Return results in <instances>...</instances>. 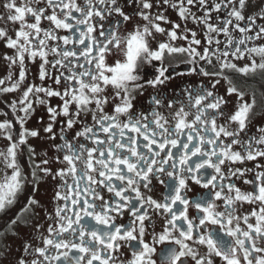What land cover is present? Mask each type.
<instances>
[{"label": "snow or ice", "instance_id": "snow-or-ice-1", "mask_svg": "<svg viewBox=\"0 0 264 264\" xmlns=\"http://www.w3.org/2000/svg\"><path fill=\"white\" fill-rule=\"evenodd\" d=\"M129 6L132 12L126 13L124 8ZM2 7L6 11L0 14V21L18 23L19 27L15 38L7 28H0V41L13 53L3 54L6 73L0 77V95H19L0 100V105L6 104L10 109H0L6 117L0 121V138L9 142L0 150V214L6 215L27 189L32 195L0 231V261L13 264L8 260V237L19 238L17 227L28 223L24 215L42 207L35 193L51 177L60 181L54 195L57 205L54 217L46 209L45 215L57 226L50 223L49 235H39L42 247L23 244L24 253L36 256L30 264H157L154 254L158 255L159 264H186L189 258L194 264H215L214 258L222 264H264V165L235 167L255 162L258 157L264 159V127L258 129V135L242 136L254 115L255 96L251 103L244 101L245 94L224 75L225 70L244 75L264 71V44L248 46L249 41L264 39V24L258 31L254 27L258 19L264 20V0H125L123 6L120 0H21L19 4L17 0H4ZM248 7L256 11L246 16ZM167 8L185 21L183 27L169 20ZM193 8L202 10V14ZM133 17H139V21L133 30L122 34L120 26L132 22ZM189 20L204 26V42L197 31L187 27ZM42 21H47L48 27H42ZM105 22L110 25L107 29ZM165 24L170 27L162 26ZM58 29L72 35L57 36ZM237 32L238 36L233 35ZM253 32L254 35L249 34ZM221 33L224 41L218 39ZM177 54L187 57L182 61L190 66L186 72L177 71ZM110 55L116 57L113 63L108 62ZM230 57L251 62L239 67ZM255 57L260 58L259 63ZM26 58L33 62L39 59L35 78L39 83L35 79L28 81ZM146 67L153 69L147 79ZM186 74L209 78L211 89L220 83L216 78H222L228 85L226 95L235 94L243 102L225 116L224 109L229 104L225 96L203 85L184 89L190 103L195 92L191 106L196 111L191 114L181 104L170 124L169 118L157 110L164 103L161 89L174 76ZM145 87L156 93L152 96V111L148 115L136 114L135 93ZM108 88L112 89L111 95L107 94ZM51 98H58L60 103L51 104ZM174 103L169 100L167 107L171 109ZM109 104L113 105L111 112L106 110ZM34 105L45 107L48 114L42 130L26 126L36 111ZM190 115L194 118L188 120ZM89 116L92 124L87 123ZM219 118H225L226 123L218 124ZM78 124L82 128L69 140V130ZM232 124L237 127L229 130ZM56 125L58 133L54 131ZM41 131L54 142V160L66 167L50 168L46 153L36 162L38 153L28 145V139L41 138ZM100 133L105 134L104 139ZM57 139L61 143H55ZM81 139L91 141L93 146L81 143ZM25 145L32 161L30 176L23 174L19 163ZM161 153L164 156L157 160ZM165 172L171 182L166 185L164 202L142 196L140 185L150 189L152 178ZM246 174H252V179L243 180L252 186L250 191L242 190L231 179L239 180ZM68 176L73 178L75 187L67 183ZM114 178L120 184H115ZM188 179L208 189L207 194L190 202L184 192ZM60 188L74 191L71 209L69 195H62ZM104 189L114 194L111 203L101 194ZM129 191L135 193L134 198L127 194ZM190 203L197 212L192 218L188 215ZM243 204L252 206L251 210L241 211L237 206ZM98 207L100 211L96 210ZM148 208L170 217L159 234L153 228L151 244L144 239L145 221L151 224ZM125 209L131 216L129 224H116L110 213L122 215ZM69 211L72 215L67 214ZM209 224L213 226L211 230H200ZM40 227L36 225L37 229ZM121 242L132 249L131 259L126 262H118L114 255ZM160 244L166 246L157 254L155 245ZM193 245L204 246L206 252L201 254ZM15 264L29 261L21 256Z\"/></svg>", "mask_w": 264, "mask_h": 264}, {"label": "flooded vegetation", "instance_id": "flooded-vegetation-1", "mask_svg": "<svg viewBox=\"0 0 264 264\" xmlns=\"http://www.w3.org/2000/svg\"><path fill=\"white\" fill-rule=\"evenodd\" d=\"M21 2V0H17V3L19 4ZM78 3H82L83 0H77ZM121 5H124L125 0H120ZM153 3H155V0H153ZM166 7V6H165ZM126 13H131L132 12V8L131 6L129 7H125L124 8ZM156 9H154L155 11ZM194 12H197L198 15L202 14V10H197L196 8H193ZM256 11V9L252 8V7H248L245 15H250L253 14ZM165 14L168 16L169 20L176 22V23H180L182 25V27L185 25V21L180 20L178 17V14L175 10L171 9V8H167ZM77 16L79 14H76ZM221 18H223L224 13H220ZM213 17V22L216 20V14L213 13L212 14ZM98 19V18H97ZM139 21V17H133V21L132 22H124L121 26H120V32L126 33L128 31L133 30L134 26H135V22ZM94 24L97 22L96 19H94L92 21ZM74 23V21H73ZM142 23V21H141ZM264 24V20H260L258 19L256 21V25L255 27V31L259 30V26ZM244 25V22H241V26ZM42 27H48V22L47 21H42ZM165 27H170V25H162ZM19 24L16 23L14 24V35L13 38H15V30L18 29ZM83 27V26H81ZM110 25L107 24V22H105V28H109ZM187 27L190 29H193L195 31H197L198 33V38L202 39V42H204V31H202V29H204L203 25H197L195 23H193L191 20L187 21ZM231 29V25L229 26ZM56 34L57 36H63V35H69L71 36L72 33L68 30H64V29H58L56 30ZM250 35H254L253 33H249ZM78 35V34H77ZM93 35H97V33H93ZM233 35H237L238 36V32L237 33H233ZM218 39H220L221 41H224L226 38L224 37V35L221 33L220 36L218 37ZM50 44H54V41H49ZM62 44V41L60 42ZM181 44H186L185 41H180ZM260 44H264V39H260V40H253V41H249L248 42V46L251 47L253 45H260ZM68 47H71V45H69ZM9 55H12V50H8L7 52ZM247 56V54H246ZM49 59H52V56H49ZM108 62L109 63H113L114 60L116 59V57L114 56H109L108 58ZM187 59V57L185 55H179L177 54L174 57V62L176 65H178L177 71L180 72H186V70L190 67L189 65L182 63V61H185ZM230 59L232 60L233 63H236L239 67H242L244 64L249 63L250 64V60L245 58V59H241V60H236L235 58L230 57ZM255 59L257 60V63H259L260 58L259 57H255ZM2 60V69H0V77H3L6 73V68H5V60L3 58H1ZM39 59L37 58V60L35 62L29 60L26 58V67H27V71H28V81H33L36 78V74H37V68H38V64H39ZM83 62V61H80ZM167 63V59L165 61ZM213 63H215V58H213ZM53 72H55V69H52ZM153 75V69L151 67H146L145 71H144V78H150ZM224 75L228 76L231 80L232 83L236 86V88L238 89V91L243 92L244 101H247L249 103L252 102L253 96H255V106H254V115L252 116L251 122L248 124V129L247 132L242 133V136L244 137H248V136H254V135H258V129L261 127H264V71L261 70H257L255 73H249L248 75H244L241 73H237L234 71H229V70H225ZM216 79H220V83L216 86L215 89H211V82L210 79L207 77H203L200 75H196V74H191V75H184V76H174V78L170 81L167 82L166 86L163 87L161 89V99L163 100V105L158 106L157 110L159 112L162 113L163 116L168 117L170 124L174 123L171 120V116L172 114L175 113V111H177L181 104H183L185 106V111H189L191 114H194L196 109L194 107L191 106V104H194V98H195V92L193 91V100L191 101V103L189 102V99L187 97V94L183 91L184 89H198L201 85H203L204 87L208 88L209 90H213L215 91L218 95H222L225 96V98L229 101V104L227 105V107L224 109L225 111V116H227L228 114H230L231 112H234L236 109V106L238 103H241L243 101H238L237 96L235 94L232 95H226V88L228 87L226 81L222 78L217 77ZM36 83H39L38 79H35ZM48 83H51V81H49ZM107 94L111 95L112 94V89L108 88L107 89ZM155 91L151 88V87H145L143 90L138 91L135 93V100H134V108H133V112L136 114H139L141 112H143L144 114L148 115L151 113L152 111V96L155 95ZM19 93H14V94H8V95H0V100H4V101H8L16 96H18ZM172 100V101H176V103L173 104L172 108L169 109L167 107L168 101ZM118 102V101H117ZM50 103L53 105H56L58 103H60L58 98H51ZM36 107V111L33 114L32 118L27 122V127L30 129H41L46 126L47 122H48V114L45 110V107L43 106H35ZM113 108V105L109 104L106 106V110L111 112ZM0 109L3 110H7L10 111V109L7 108V105H0ZM20 115H22V113H20ZM6 117L3 114V111H0V121L4 120ZM151 118V117H149ZM194 116L190 115L188 117V120L193 119ZM13 119H15L13 117ZM123 119V118H122ZM87 123L88 124H92V120L91 117L89 116L87 119ZM218 124H224L226 123L225 118H219L217 121ZM237 127V125L232 124L229 127V130H234ZM82 128V124H78L76 126H74V129L69 130L68 132V139L71 140L72 136L75 134V131L80 130ZM16 129H18V124L16 125ZM14 129V131L16 130ZM54 131H56L57 133L59 132V125L54 126ZM100 136L102 139L105 138V134L100 133ZM15 135H14V139H15ZM181 139H185V137H181ZM81 143H86L88 147H92V143L91 141H85L83 139L80 140ZM227 142V141H226ZM8 141L6 139L0 138V150H3L6 148V146L8 145ZM53 141L51 139L47 138V134H44L41 131V138L37 139V138H29L28 139V145L33 146L36 149V152L38 153V155L35 157V160L37 163H39V161L43 158H45V153L47 154V158L50 160L49 163V167L52 168L53 170L62 168V167H66L65 164H60L59 162L54 160V157L57 155L56 150L53 146ZM55 143H61V141H59L58 139L55 141ZM237 146H234V149H236ZM22 150L24 152V155L20 157L19 159V163L22 167V171L23 174L25 176H30L31 173V165H32V161L29 160L28 158V152H27V145L22 146ZM173 151L175 152L176 149H173ZM61 159L63 154H60ZM164 156V153H161L159 157H157V160L161 159ZM196 158L193 157V160H195ZM262 164L264 165V159L261 158H257V161L252 162H246L245 165H240L237 164L235 165V167H249V168H253L255 166V164ZM81 165L78 164V168ZM179 167V165H178ZM165 168H168V165H165ZM168 170H171L170 168H168ZM212 171V170H209ZM227 170L225 169V172ZM94 176L96 175V173H92ZM97 179H101L100 177L97 176ZM233 182L236 183V185L238 187H240L242 190L245 191H250L252 186L251 185H245L243 183L244 179H252V174H246V176L242 179L237 180L235 177L231 178ZM160 181H163L164 183H160ZM113 182L115 184H120V181H116L115 178L113 179ZM171 181L169 180L166 172L165 173H161L159 175L158 178H152L151 181V185H150V189H146L143 187V185H140V192L142 194V196L149 197L151 196L154 200L163 203L164 202V197L165 195H167V188L166 185L169 184ZM60 183L59 180L53 181L51 179V177L47 178L45 182H42L39 185V190L35 193V198L37 200L40 201V204L42 205L41 208H36L33 211H29L28 213H26L24 215V219L28 222L26 226H18L17 227V231L19 232V238L15 237V236H9L8 237V243L9 246L11 248V252L8 255V260L12 261L13 264H15L16 260L23 256L25 257V259H27L30 261L34 258H36L35 255H28L26 253H24L23 251V244L25 242L30 243L32 245L33 248L35 247H42L43 243L42 240L39 239V235L42 233L44 236H48V232H47V228L48 225L50 223H53V226L56 227L57 225L54 224V222L52 220L47 219L46 215H45V209L47 210V213L51 216H55V208L57 205V201L54 199V195L55 192L57 191V185ZM67 183L69 185H73V187H75V185L73 184V178L71 176L67 177ZM187 190H184L186 196L189 198L190 202L193 199H198L200 194H207L208 189H205L202 187V185H198L196 184L194 181H192L191 179H188L187 181ZM81 187H83V185H81ZM95 187V186H93ZM62 193V195L64 194H68L69 195V207L70 209L74 206L71 205L70 201L71 198L74 197L75 193L74 191H71L69 189H65V188H60L59 189ZM105 200L109 201L110 203L112 202L113 198H114V194L113 193H109L107 191V189H104L101 193ZM130 197L134 198L135 197V193L129 191L127 193ZM32 195L31 189H27L26 192L20 196L19 202L5 215V214H0V231H2L5 227H6V222L11 220L12 218L15 217V215L17 213L20 212L21 207L26 204V200L27 197ZM89 199H92V197H89ZM118 199V198H116ZM61 206H63L64 201H60L59 202ZM97 205L100 204V201L97 200L96 201ZM218 204L220 203L219 201L217 202ZM139 207V205H137ZM238 208L241 209V211H250L251 207L248 204H243L242 206L238 205ZM97 211H100V208L98 207L96 209ZM218 210H222V207ZM148 212L150 214L151 217V224L148 225V221H145V224L147 225V229H146V234H145V241L148 243H152V233H153V228L155 229V233L159 234L160 232H162L164 224L166 219H169L170 217H168L166 214H163L162 211L161 212H157L154 211L152 208H148ZM34 213H37L38 215H34ZM68 215H72V212L69 211L67 213ZM110 215L115 217L114 222L116 224H123L125 226H127L130 222L131 216L130 213L127 209H125L123 211V214H116V213H110ZM188 215L189 218H192L194 216L197 215V212L194 208V206L190 203L189 208H188ZM198 223V221H196ZM251 222L254 223V220H252ZM94 223V222H91ZM41 225V227L39 229L36 228V225ZM241 226L244 227L243 223L241 222ZM213 228L212 225H207V228H204L203 226L201 227V231H206V230H211ZM174 235H178V232H175ZM66 238H70L67 237ZM188 243H192L191 241H189ZM121 248L118 252H116L114 255L117 257V261H127L129 259H131V253H132V249L124 244L123 242H121ZM157 248V254L160 253V250L162 248H164L166 245L165 244H160V245H155ZM174 246V245H173ZM195 248H197L199 250V252L201 254H204L206 252V248L204 246H200V245H193ZM264 246V245H261ZM52 254H55V252L53 251ZM42 259V258H41ZM153 259L157 260V264H159V258L158 255L154 254ZM215 264H222V262L220 261L219 258H214ZM0 264H5V262L0 261ZM93 264H99L98 261H94ZM186 264H194V262L189 258L186 261Z\"/></svg>", "mask_w": 264, "mask_h": 264}, {"label": "rangeland", "instance_id": "rangeland-1", "mask_svg": "<svg viewBox=\"0 0 264 264\" xmlns=\"http://www.w3.org/2000/svg\"><path fill=\"white\" fill-rule=\"evenodd\" d=\"M4 3V0H0V14H3L6 10L2 7V4ZM0 28H7L9 35L13 36L14 35V24L11 22L6 23L5 21H0ZM9 49H7L4 46L3 41H0V69H2V60L3 54L5 52H8Z\"/></svg>", "mask_w": 264, "mask_h": 264}]
</instances>
